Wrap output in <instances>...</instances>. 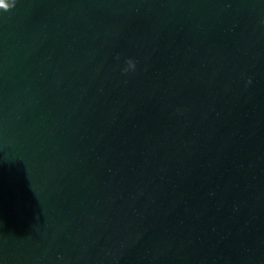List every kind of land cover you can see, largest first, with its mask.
<instances>
[{"label":"water","instance_id":"95a60500","mask_svg":"<svg viewBox=\"0 0 264 264\" xmlns=\"http://www.w3.org/2000/svg\"><path fill=\"white\" fill-rule=\"evenodd\" d=\"M12 4L0 264H264V0Z\"/></svg>","mask_w":264,"mask_h":264},{"label":"clouds","instance_id":"9594fccd","mask_svg":"<svg viewBox=\"0 0 264 264\" xmlns=\"http://www.w3.org/2000/svg\"><path fill=\"white\" fill-rule=\"evenodd\" d=\"M16 2L17 0H13V4H12V7L10 9H6L5 12H8L10 11L11 9H13L15 6H16ZM127 68L124 69L125 72L129 71V70H135L136 68V63L134 60L132 59H128L127 60Z\"/></svg>","mask_w":264,"mask_h":264}]
</instances>
